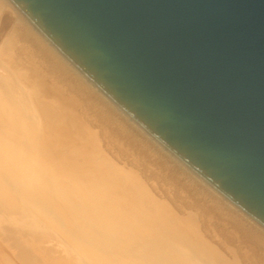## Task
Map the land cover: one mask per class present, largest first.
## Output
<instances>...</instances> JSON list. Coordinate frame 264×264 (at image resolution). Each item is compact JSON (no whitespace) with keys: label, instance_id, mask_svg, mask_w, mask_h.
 I'll list each match as a JSON object with an SVG mask.
<instances>
[{"label":"bare ground","instance_id":"6f19581e","mask_svg":"<svg viewBox=\"0 0 264 264\" xmlns=\"http://www.w3.org/2000/svg\"><path fill=\"white\" fill-rule=\"evenodd\" d=\"M18 45L28 50L29 61ZM2 50L0 264H253V252L257 264H264L258 246L264 244V229L121 111L9 0H0ZM93 121L101 132L91 128ZM122 136L140 152L141 159L137 152L128 158L147 170L144 178L156 177L161 168L160 175L180 185L174 190L167 181L174 192L163 190L166 179L161 180L172 206L151 196L141 178L107 166L102 142L126 155L127 144L117 141ZM181 171L195 192L177 179ZM205 197L214 204L205 206ZM219 204L245 235L236 251H227L224 240L225 249L219 245L224 253H217L197 234L201 227L209 240L216 237L213 219L226 214ZM188 208L197 209V220L178 217Z\"/></svg>","mask_w":264,"mask_h":264},{"label":"water","instance_id":"95a60500","mask_svg":"<svg viewBox=\"0 0 264 264\" xmlns=\"http://www.w3.org/2000/svg\"><path fill=\"white\" fill-rule=\"evenodd\" d=\"M148 135L264 229V0H9Z\"/></svg>","mask_w":264,"mask_h":264},{"label":"rangeland","instance_id":"374dc122","mask_svg":"<svg viewBox=\"0 0 264 264\" xmlns=\"http://www.w3.org/2000/svg\"><path fill=\"white\" fill-rule=\"evenodd\" d=\"M21 44H23V43H20V45ZM20 45H18V47L16 48V50H17V52L19 53V54H23V55H25L24 57H22L23 59H25V58H27L28 59V61H29V59H30V54H28L29 52H27L28 50H26V51H24V45H25V43L22 45L23 47H20ZM27 53V54H26ZM4 54V51L2 50V52H0V55H3ZM29 56V58H28V56ZM27 59H25V61H27ZM80 116V115H79ZM86 122H88V121H86ZM93 122H96V121H93ZM96 125V126H95ZM98 123L96 122V123H93V125L91 126V128L92 129H94L95 131H97V130H99V128L97 129V127H98ZM96 127V128H95ZM106 131H108V129H106ZM97 132H101L100 130L99 131H97ZM120 138V139H119ZM117 137V141H121V139L123 140V143H125L124 144V146L126 147V144H127V147L126 148H128V150L127 149H124L125 151H126V155L124 154V155H122L121 153H120V151H118V149L116 148V149H114V145H111V146H113L111 149H112V151L114 150V152H112L111 153V149H110V147L111 146H109V149L107 148L108 146H106V145H108V143L106 142V144L104 145L103 143H105V141L104 142H102V149H103V151H104V153L107 155V158H106V160H107V162H106V164H107V166L108 167H117V168H121L122 170L124 169L127 173H129L130 175H132V176H134V178H137V179H142L143 180V185H144V187H146L149 191H150V195L152 196H154L155 197V199L156 200H158V201H161L163 204H165L164 206H168V207H170V206H172L171 205V200H170V198L168 197V199H167V196L166 195H164L163 194V190L164 189H168V190H170L169 188V184H171V182L173 181V180H171V182L170 181H168V176H165V175H160L161 173L159 172V171H161L162 172V170H161V168H158V165H156V164H154V165H156V166H152L153 168H155L154 170L155 171H157L158 169H160L159 171H158V174L156 175V177H158V176H160L159 178L160 179H158V178H156L155 176H153V177H155V178H144L145 176L143 175V174H145L146 175V172H147V170L145 171V169H144V167L143 166H138L139 167V169H138V167H134V165H133V160L131 159V157H129L128 158V156H130L129 154L131 153V154H133L134 152V154H136V152H137V155H138V157L141 159L142 157H140V152H138L137 151V149L136 148H134L133 146H132V144H130L128 141H127V139L125 138V136H122V137ZM110 144V143H109ZM103 145H104V147H103ZM129 145V146H128ZM106 146V147H105ZM124 147V148H125ZM108 150H107V149ZM106 149V150H105ZM129 149H133L132 151L130 150V152L128 153V151H129ZM115 150H117V152L115 151ZM154 154V153H153ZM118 156V157H117ZM126 156V157H125ZM151 156H152V154H151ZM115 158H117V159H115ZM136 157H134V159H135ZM128 160L132 163H130V162H128ZM153 161V160H152ZM135 164V163H134ZM158 168V169H157ZM157 169V170H156ZM165 170V169H164ZM145 171V172H144ZM183 171H181V172H179V175H177L176 174V176H178V178L177 179H181V180H178V181H181V182H185V189L186 188H188L189 190H191L192 192H195V185L193 184V183H191L190 181H188V180H190V178L188 179V177H185L186 175H184L183 173H182ZM160 173V174H159ZM164 173H165V171H164ZM164 173H162V174H164ZM163 177H165L164 179H166V181L164 180H162L163 179ZM180 177V178H179ZM184 178V179H183ZM160 180V181H159ZM161 180L164 182V184H163V186H161ZM141 181V180H140ZM169 182V184H165L166 182ZM149 182V183H148ZM186 182H187V185H186ZM173 183V182H172ZM191 183V184H190ZM189 184V185H188ZM169 185V186H168ZM171 185H173V187L175 188H173L172 186H171V189L173 188L174 190H176V189H178V186H180L178 183H174V184H171ZM177 186V188H176V186ZM184 185V184H183ZM188 186V187H187ZM156 187V188H155ZM162 187H163V190H162ZM166 187V188H165ZM183 187V188H184ZM197 188V187H196ZM170 190L171 192H174V190ZM165 196V197H164ZM192 196V195H191ZM190 196V197H191ZM205 199V200H204ZM203 199V203H204V205L206 206H208V204H210V205H213L214 203H213V201H211V199L209 198V197H205ZM191 203H192V201H194V200H190V198L188 199ZM167 201V202H166ZM188 201V202H189ZM189 202V203H190ZM207 202V203H206ZM174 205V204H173ZM219 206L221 207V205L219 204ZM219 207V208H220ZM172 208V207H171ZM222 208V210L224 211L225 209H224V207H221ZM220 208V209H221ZM197 210V209H196ZM196 210H194V209H187V212L188 213H186V214H177L178 215V217H180V218H185V219H190V216H191V218L192 219H195L196 218V220H197V216H199V215H197L198 213L196 212L195 213V211ZM225 212V211H224ZM226 214H227V212H225ZM226 214L225 215H220V219H219V222L217 221V220H215V219H213V223H214V225H216L215 227H214V229L216 230V231H214V233L216 234V235H214V236H216V237H212V238H210V240H209V237L204 233V231H203V229L200 227H198V229H199V231H198V236H200V237H203V239H205V241L210 245V247L211 248H213L214 250H216L217 251V253H224L222 250H221V248H224V247H221L222 245H221V243H225L224 242V240L226 241V242H228L225 246H227V251L229 250H233V251H236V249H237V247L236 246H238V248H240V247H243V243L245 242V238H243L245 235H244V233H242V231H240L241 229L240 228H237V227H239V226H237V222H236V224H235V221H237L236 220V218H231V217H229L228 216V214H227V216H226ZM195 217V218H194ZM227 217H229L230 218V220H229V218H227ZM221 218H224L223 220L221 219ZM226 220H227V223L229 222V221H231V223H232V225H234L235 227H233V230H232V228L231 227H229V226H227L226 224H225V222H226ZM229 220V221H228ZM233 220H235V221H233ZM215 221V222H214ZM217 221V222H216ZM222 221H225V222H222ZM233 221V222H232ZM219 223V224H218ZM234 223V224H233ZM199 225V224H198ZM224 225H226V226H224ZM217 227V228H216ZM226 227V228H225ZM229 227V228H228ZM230 228H231V230L232 231H228V230H230ZM235 228H237L240 232H237L236 230L237 229H235ZM218 229V230H217ZM219 229H220V231H219ZM244 229H245V227H244ZM225 230H226V232H225ZM225 232V234H224V232ZM218 234H217V233ZM235 232V233H234ZM233 233V234H232ZM236 233H237V235H236ZM252 234V233H251ZM232 237H230V236ZM235 235V236H234ZM244 235V236H243ZM253 235V240L255 239V241L256 242H258L257 241V236L256 237H254L255 236V234H252ZM226 236L228 237V238H226ZM240 237V238H239ZM208 238V239H207ZM215 239V240H214ZM242 239L244 240L243 242H242ZM219 240V241H218ZM228 240V241H227ZM237 240H238V242H237ZM214 241V242H213ZM213 244H212V243ZM215 242H217V243H215ZM235 242V243H234ZM241 242V243H240ZM232 243H234V244H232ZM262 243V242H261ZM259 243V247H261V245H262V250H264V244L262 243ZM215 244V245H214ZM219 245H220V247H219ZM230 245V246H229ZM232 245V246H231ZM220 248V249H218V247ZM240 246V247H239ZM236 247V248H235ZM225 249V248H224ZM248 249V248H247ZM226 251V252H227ZM252 251V250H251ZM253 252V251H252ZM253 255L251 256V259H250V261L251 260H253V258L254 257H256V259H257V261H256V259L254 258V260H253V262L251 261V263H253V264H257V262L258 263H260V258L257 256V254H255L254 252L252 253Z\"/></svg>","mask_w":264,"mask_h":264}]
</instances>
